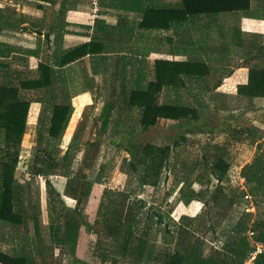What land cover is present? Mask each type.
I'll use <instances>...</instances> for the list:
<instances>
[{
  "label": "crops",
  "instance_id": "obj_1",
  "mask_svg": "<svg viewBox=\"0 0 264 264\" xmlns=\"http://www.w3.org/2000/svg\"><path fill=\"white\" fill-rule=\"evenodd\" d=\"M94 1L0 0V86L19 88L22 78L37 70L40 63L48 64L54 70L55 78L52 87L41 90L20 88L21 96L31 103L26 136L29 133L31 138L37 137L45 104L50 105L45 120V129H49L54 104L66 102L65 96L68 94L71 96L74 114L64 137L76 131L81 111L85 106H94L96 111H100V107L103 106L99 115L111 117L106 121H104L106 118H103L102 122L109 125L110 120L113 119L112 116L120 115L125 121L121 135L130 138L128 133L130 127L127 124H132L131 116L137 115L140 119L141 111L140 109L129 110L123 102L124 94L128 95L130 91L142 88L148 82H156V76L163 68L162 73L167 74L170 82L177 85L163 87L159 94L160 105L199 108L204 110V117L213 116V121L216 122L215 116H225L230 112L229 108L238 101L251 102L255 105L258 100H261L240 95L239 87H245L249 83V66L251 62L256 61L250 59L251 55H255L259 47L264 48V0L263 2L254 1L251 8L246 11L195 13L186 16L184 11L195 9V7L185 6L183 0H97L96 5ZM149 10L170 12L153 13L146 19L145 12ZM84 45H91L94 53L79 63L60 67L59 60L67 51ZM249 59L250 62L245 63V60ZM174 63L184 64L185 68L178 69L172 66ZM188 64L195 65L196 68L186 66ZM192 71H203L205 76L189 77ZM105 92L109 93L114 101H118V105L107 102L98 104L102 100L101 95ZM45 95H47L46 99ZM54 95L57 97L55 98ZM246 115L250 114L247 113L244 116ZM242 117L239 119L230 117L232 118L230 120L226 116L220 121L222 126L233 125L229 127L232 134L225 136L226 141L233 144V146H227L228 152L239 154V151L235 149H238L241 144L233 134L238 132L235 129L240 130L236 128V123L244 122L245 119H241ZM186 122H189L184 123L188 125L186 130L195 124V121ZM137 123L139 124V120ZM200 123L204 124L201 121ZM182 125L183 123L163 119L149 131H143L142 128L139 131L146 134L166 126L173 128ZM108 133L110 136V130ZM45 134L50 138L49 132ZM247 145L249 146V142ZM58 180L56 183L62 184L60 179ZM49 181L59 202L63 205L64 213L73 214L76 207L67 205L66 200L75 202L76 196L65 194V185L62 187L61 184ZM126 187L125 181L112 182L105 186L95 184L90 193V206L93 204V209L97 208L98 197L108 191L115 199L131 198L127 202H132L135 197L128 196L130 192L126 190ZM143 188H147L149 192L158 191L153 187L144 186ZM65 189L67 191V185ZM138 199L141 197L138 196ZM48 201L49 196L43 198L41 212L46 247L50 249L52 207L50 204V210L48 209ZM153 207H155L154 214L149 216L148 223L154 225L159 234L158 238L155 233L153 238L149 236L153 230L151 228L146 229V234H143L144 229L142 230L138 222L140 213L127 212L125 215V212H120V214H114L112 218V224L107 230L109 239L105 241L104 248L97 246L98 241L92 231L94 229L91 230L84 227L86 225H82L77 241L76 260L71 258L70 264L75 262L81 264H170L177 254L185 258L191 257L196 261L200 259L201 264H209L210 261L215 260L218 253L222 255L231 253L238 243L236 239V244L226 248L225 244L215 236L210 241L209 234L194 241L190 238L195 233L193 228H187L183 224V227L188 229V232L185 231L184 241L179 237L183 230L182 225L179 224L181 222H176V218L171 213L163 212L162 207ZM87 213L86 216L90 217L88 218L90 225L95 224L94 221L97 218L95 212ZM183 213L185 215L197 212H194L189 204ZM129 217V224L132 226L127 228V233L125 223ZM115 219L121 220L120 223L117 222L120 225L119 228L113 227ZM162 224L166 237L161 239ZM177 224L181 226L178 227ZM0 227L3 225L0 224ZM32 234L31 231L30 235ZM123 235V239L119 240V236ZM33 238L36 239V237ZM247 239L251 245L250 239ZM52 250L55 251L50 253L49 250V254L41 260L42 264H57L60 262V257H63L62 262H64L66 255L62 254L61 247L52 245ZM151 251H153L152 254H150Z\"/></svg>",
  "mask_w": 264,
  "mask_h": 264
},
{
  "label": "rangeland",
  "instance_id": "obj_2",
  "mask_svg": "<svg viewBox=\"0 0 264 264\" xmlns=\"http://www.w3.org/2000/svg\"><path fill=\"white\" fill-rule=\"evenodd\" d=\"M96 3L97 0L94 1V5ZM252 53L254 54V52ZM251 56L253 58L251 57L250 59H255L256 61L250 63V70L251 68L264 67V62L261 61V53L256 52L255 55ZM250 59L245 60V63H249ZM54 96L55 98L57 97L56 95ZM46 97L47 95H45V99ZM65 99L67 100L66 103L70 102L71 96L67 94ZM101 99V102H98V104H105L107 102L118 105V101L110 98L109 93H103ZM102 108L103 106L100 107V111H96L94 106H85L81 111L80 122L77 125L76 131L69 133L66 137L63 136L60 141H54L49 139L45 134L49 132L48 128L47 130L45 129V120L50 110V105L45 104L37 137L31 138V134L28 133L27 136H24L21 145L15 147V151H19L20 157L16 179L21 186V194L17 201V211L24 216L28 225L20 227L18 230L10 231L0 227L1 251L16 255L19 243L15 234H24L26 232L25 228H28L30 234L31 231L33 232L30 236L31 240H33L32 248L38 262H42L41 260L47 256L42 252L41 242H39L33 224L28 220L31 219L35 211H38L37 206H39V203L41 206L43 198H48L49 196L48 209L50 210V204L52 207L50 222L52 221L54 225H58L59 223L62 226L64 225L63 205L55 195L54 189L45 185L47 179L53 181L55 184H61L56 183L60 179V182H62L60 186L64 187L65 185V194L81 198L80 203L77 200L71 202L65 199L66 204L81 210L83 215H85L83 219L86 226L84 227L91 230L94 229L92 231H94V235L98 241L97 246L102 248L105 247V241L109 239L107 230L112 224V218L114 214H120V212H125V215L127 212L129 214L131 212L140 213L141 217L138 222L142 226V230L144 229L143 234H146V229L151 228L153 230H151L149 236L153 238L156 235V238H158V231H156L154 225H149L148 223L149 218L154 214L153 208L155 207L153 206L162 207L161 210L163 212L171 213L176 218V222H181L179 224L182 226L179 224L177 226H181L183 229L184 233L181 231L179 237L184 241L188 229L186 230L183 224L187 228H193L195 233L190 238L194 239V241L209 234L210 241L215 236L228 248L231 244H236L235 242L238 240L233 231V228L236 226L235 224L238 221L247 220V223H249L247 233L254 231L253 233L255 234L254 241L251 242L252 246L250 245L251 248L256 245L262 246L257 240L259 232L252 228H254V222L264 223V191L262 190L258 196L251 193L245 175L255 177L252 188H255L257 183L260 182L264 185V100H258L255 105L251 102L238 101L229 108L230 112L225 116H215L216 122L213 121V116L204 117V110L196 108L200 112L201 119L196 121L189 130H186L188 125H185L189 122H184L185 124L183 123L182 126L173 128H167L166 126L145 134L139 131L141 128L137 123L139 117L134 115L131 116L132 124H127L130 127L128 133H133L130 139L121 135L122 128L119 126V123L122 122V117L120 115L112 116L113 119L112 121L110 120L111 125L110 123L106 125L105 122H102L103 118H106L104 120L106 121L111 117L108 115L100 116ZM247 113L250 115H246L245 117L244 115ZM226 116L237 119L243 116L241 119H245L244 122L236 123V128H240V130L235 129L238 132L233 134L241 144L238 149H235L239 151V154L226 150L227 146H233V144H229L226 141L227 138L225 137L226 134H232L229 127L233 125L227 127L222 126L220 123ZM200 121L204 124L202 125ZM188 132L190 135H188ZM134 139H138L142 144L152 143L160 147H174L170 159V168L163 172L158 191L153 192L151 190L152 192H149L146 190L147 188L139 186L141 184L136 180V176L130 168V156L127 153V146L128 142ZM247 142H249V146ZM67 153L68 155H66ZM52 158L55 159V163H53ZM218 158H223L224 162L230 167L227 177L223 182H219L215 176H212L213 165ZM71 161L72 165H70ZM53 165H55L54 169H50ZM94 165L98 166V173L103 176L102 185L105 186L112 182L125 181L127 185L126 190L130 192L128 196H134L135 199L132 202H127L131 198L118 197L115 199V197L108 193L109 191L104 192L101 197H98V200L97 197L95 198L99 203L97 208H94L96 211H94L93 204L90 206L91 204L89 203L91 194L88 197L81 195V186L83 183L91 180L93 174L92 167ZM39 170L49 172L50 175H46L48 177L37 176L36 173ZM77 176L81 181L78 180L76 184L72 183L74 185L69 189L70 191H74L75 194L66 191L67 183L76 181ZM73 178L75 179L73 180ZM132 181V185H136L128 187ZM105 190L107 191V189ZM192 190L195 191L196 195H194V199L188 204H191L193 211L197 213L184 215L183 211L188 204L183 201V197ZM138 196L141 199H138ZM247 200L252 201L256 209V214H251L249 217L245 216L246 205L249 202ZM85 211L91 214L95 212L97 217L95 221L93 220L96 222L95 224L90 225L88 219L90 217L89 215H87L88 217L86 216ZM127 220L130 222V217ZM144 226L145 228H143ZM162 227L163 234L160 233L161 239L165 236L164 225ZM261 229L264 230V227H261ZM33 237H36V239ZM50 243L51 248H48L47 254H49V250L50 253L55 251L52 250V245H54L52 238ZM61 249L62 254L66 255L64 262L70 264L72 257L68 247L65 246ZM60 258V262L57 264H64L62 262L63 257ZM96 262L99 263V261Z\"/></svg>",
  "mask_w": 264,
  "mask_h": 264
},
{
  "label": "trees",
  "instance_id": "obj_3",
  "mask_svg": "<svg viewBox=\"0 0 264 264\" xmlns=\"http://www.w3.org/2000/svg\"><path fill=\"white\" fill-rule=\"evenodd\" d=\"M48 2L50 0H35ZM256 0H183L185 6H193L195 9L184 11L186 14H198V13H221V12H234V11H246L251 8L252 3ZM259 2L262 0H258ZM263 2V1H262ZM219 5L218 7H216ZM200 6V7H199ZM206 6V7H203ZM210 6V7H208ZM208 7V8H207ZM170 11H154L149 10L145 12L146 19H148L153 13H168ZM91 45H84L75 49L67 51L59 60L60 67L69 66L72 63H79L82 59L88 55L93 54ZM258 53H261V61L264 62V48H258ZM169 65L167 63H163ZM202 65V64H200ZM176 68H185V65L173 64ZM196 68L195 65L188 64ZM166 68V67H165ZM161 70L156 76V82H148L146 86L139 87L129 92L128 95L124 94L123 102L129 110L140 109L141 116L139 119V125L143 131H149L150 128L157 126L159 120H170L178 123H184L186 121H199L201 115L199 110L195 108H186L178 106H167L159 104V94L163 87L174 85L170 82L168 75L166 76ZM181 72V71H180ZM205 72H190L189 77H204ZM54 70L48 64L40 63L37 70L32 72L29 76L22 78L20 81V87H5L0 86V224L7 230H18L20 227H26V219L19 213L17 209V201L21 186L16 179V171L20 163L19 151H15L16 146H20L26 133L27 121L29 117V111L31 103L21 96V89L41 90L53 86L54 83ZM177 85V84H175ZM239 94L256 99L264 100V67L251 68L249 75V83L245 87H239ZM74 114V107L70 102H64L61 104H54L52 118L49 126V139L54 141L62 140L69 127L72 116ZM119 126L123 129L125 127V121L119 123ZM126 129V128H124ZM133 135V133H131ZM130 133L129 135L132 136ZM130 139V138H129ZM178 146V144H176ZM174 147L171 146H156L152 143L142 144L138 139L128 142L127 153L130 156L129 165L132 172L136 176L142 187L151 186L155 189L160 187L162 181L163 172L170 168L171 155ZM68 155V153L66 154ZM53 163L55 159L52 158ZM72 165V161L70 163ZM54 166L50 169H54ZM49 169V170H50ZM93 174L91 180L82 184L81 195L88 197L91 193L92 187L95 184H102L103 176L98 173V166L92 167ZM230 170L228 164L224 162L223 158H218L213 165V174L219 182L225 181L227 174ZM37 176L50 175L48 172L39 170ZM254 175V172H253ZM48 177V176H46ZM247 184L251 190V193L256 196L260 195L262 190L264 191V185L262 182L257 183L255 188L253 186V176L245 175ZM75 178H73L74 180ZM80 178L77 176L76 181L67 183V191L75 194L74 191H70V187L78 183ZM81 181V180H80ZM74 183V184H72ZM133 181L131 182L132 186ZM78 185V184H77ZM80 185V184H79ZM46 186L52 188L49 179L46 180ZM53 189V188H52ZM54 191V190H53ZM195 191L183 197L185 203H190L194 199ZM77 197V196H76ZM78 203L81 198L77 197ZM189 205V204H188ZM38 211H35L31 219H28L34 226L36 235L41 242L42 252L48 255V249L46 247V235L43 223V216L41 212V206L39 203ZM36 208V207H35ZM251 216L250 214L245 215ZM65 220L64 225L60 223L53 224L50 222V232L52 237V243L54 247H68L71 257L76 260V248L79 238V231L84 223V215L77 207L73 211V214L65 212L63 215ZM114 228H119L118 223L121 220H113ZM120 221V222H119ZM118 222V223H117ZM123 225V224H122ZM254 228L259 233L257 240L263 246V253L258 256L255 264H264V223L254 222ZM132 225L125 223L126 232L127 228ZM24 234L16 233L18 241V253L11 255L6 252L0 251V264H42L38 262L37 257L34 254L32 248V240L28 228H25ZM249 230V223L246 221H238L233 231L236 234L238 243L236 247H233L231 253L228 255H222L218 253L214 261H210L209 264H244L249 254L252 252L250 243L245 236ZM254 232V231H253ZM131 233V232H130ZM244 235V236H243ZM123 236H119V240L123 239ZM43 246V247H42ZM81 264L80 262H77ZM75 262V264H77ZM170 264H201V260H194L191 257L182 256L177 254L174 256Z\"/></svg>",
  "mask_w": 264,
  "mask_h": 264
},
{
  "label": "built area",
  "instance_id": "obj_4",
  "mask_svg": "<svg viewBox=\"0 0 264 264\" xmlns=\"http://www.w3.org/2000/svg\"><path fill=\"white\" fill-rule=\"evenodd\" d=\"M247 199H249V197H247ZM245 213L256 214L255 204L252 203V201H249L247 203ZM254 236L255 234L253 233V231H250L249 233H247V237H249L251 242L254 241ZM252 249H253L252 252L249 254L244 264H255L258 256L263 253V247L260 245L253 246Z\"/></svg>",
  "mask_w": 264,
  "mask_h": 264
}]
</instances>
